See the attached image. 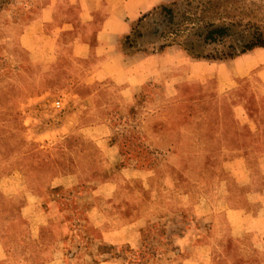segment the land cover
<instances>
[{"label":"rangeland","instance_id":"374dc122","mask_svg":"<svg viewBox=\"0 0 264 264\" xmlns=\"http://www.w3.org/2000/svg\"><path fill=\"white\" fill-rule=\"evenodd\" d=\"M52 1L0 11V264H264V48L218 59L264 35V0H163L119 44L168 53L137 93L48 53L52 27L35 24ZM211 23L230 36L205 43ZM145 219L139 251L101 243Z\"/></svg>","mask_w":264,"mask_h":264},{"label":"crops","instance_id":"0c3cea01","mask_svg":"<svg viewBox=\"0 0 264 264\" xmlns=\"http://www.w3.org/2000/svg\"><path fill=\"white\" fill-rule=\"evenodd\" d=\"M163 0H53L38 18L35 25L49 24L52 34L45 47L48 53L57 54L66 61H85L93 64L92 83L104 84L117 77L127 81L129 91L137 93L143 85L169 65L168 53L147 55L135 53L125 56L119 50L122 39L131 35L136 22ZM55 25V26H54ZM54 26V27H53ZM22 44L29 49L37 47V32L28 31L21 36ZM32 41L33 45L32 46ZM32 47V48H31ZM36 204H28L21 214L31 213ZM154 220L145 219L118 228L101 231V243L118 249L128 246L139 251L142 230ZM5 248L0 240V261ZM53 259L50 264H60ZM163 264L164 260H162ZM99 264H121L111 255L101 257ZM156 264H159L157 262Z\"/></svg>","mask_w":264,"mask_h":264},{"label":"trees","instance_id":"16d2710c","mask_svg":"<svg viewBox=\"0 0 264 264\" xmlns=\"http://www.w3.org/2000/svg\"><path fill=\"white\" fill-rule=\"evenodd\" d=\"M10 3V0H0V11L3 10L5 8L6 5H8ZM180 7V3L175 2L172 4V6L167 7L164 6L162 7V12L165 14V16L167 18H169V22H171L172 25L175 24V12L179 9ZM187 16V24H186V31H189V27H191V30H194L195 26H196V16L195 14L192 13H188ZM210 29L207 32V35L205 36V43L207 44H216L218 42H222L225 38L230 36V27L225 26V25H217V24H209ZM136 28H133L132 32H136ZM132 34V33H131ZM172 35H176L175 32L171 33ZM127 42H130L132 39V35H129L127 37H125ZM169 45H166L164 47H168ZM256 48H264V35L263 34H255L252 37V40H250L249 42L243 44L242 48L240 51L235 52L233 54H222L218 59H227V58H232L233 56H238V55H242L245 54L249 51H252ZM185 50L187 51V53H189L190 56L196 58V59H200V58H206L205 56H203L200 53H195L190 51L189 49L185 48Z\"/></svg>","mask_w":264,"mask_h":264},{"label":"built area","instance_id":"2783aa9c","mask_svg":"<svg viewBox=\"0 0 264 264\" xmlns=\"http://www.w3.org/2000/svg\"><path fill=\"white\" fill-rule=\"evenodd\" d=\"M56 106L59 108V107H60V103H59V102H57V103H56Z\"/></svg>","mask_w":264,"mask_h":264}]
</instances>
